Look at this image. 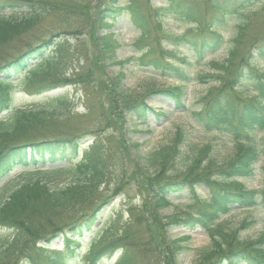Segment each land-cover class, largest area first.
I'll use <instances>...</instances> for the list:
<instances>
[{
    "label": "trees",
    "instance_id": "16d2710c",
    "mask_svg": "<svg viewBox=\"0 0 264 264\" xmlns=\"http://www.w3.org/2000/svg\"><path fill=\"white\" fill-rule=\"evenodd\" d=\"M115 2L0 0V59L14 44L36 37L35 31L46 18L58 23L67 18L78 25L73 27L74 34L86 36L89 45L78 59L64 48L60 35L68 31L61 29L0 64V192L11 173L20 171L25 176L13 189L9 187L3 199L0 193V230L8 231L0 236V264H74L80 260L85 264L105 260H114L113 264H180L178 257L188 250L189 237H170L168 229L173 226L200 229L208 238L194 264H264V232L245 240L238 233L250 223L243 221L235 229L223 219L233 209L264 212V188L246 189L242 183L264 161V137L258 138L264 132V0H162L155 7L150 0H127L125 6H113ZM122 15L139 33L135 44L142 47L139 57L117 62L119 44L111 33H101L111 27L107 19L114 21ZM165 19L193 24L187 33L200 36L198 41L171 39L174 47L183 44L191 51L189 59H180L181 64H200L224 46L225 58L210 61L211 73L193 77L167 62L172 54L160 44V38H166ZM72 56L81 66L66 77L65 67ZM131 60L178 83L151 91L172 98L177 110L184 108L181 84H206V78H211L215 87L207 91L200 110L192 112L190 119L205 133L228 137L232 158L216 164L209 158L211 146L205 145L189 161H182L180 130L166 146L133 157L132 148L140 146L125 141V119L144 123L148 116L156 121L165 116L147 106L140 94L124 91L122 75L106 77L107 64L123 66ZM17 77L19 83L35 84L36 90L67 85L83 88L88 112L96 115L97 124L98 117L107 123L110 127L106 129L116 126L117 141L113 134L106 137L107 146L100 136L83 147L82 137L22 141L46 122L63 120L68 109L65 96L36 108H12L11 87ZM93 78L100 81L98 89L92 88ZM119 152L133 157L132 167L122 161L116 170ZM177 164L181 167L176 168ZM122 176L131 178L140 190V207L126 211L128 221L118 230L109 221L101 236L97 235L102 224L85 244L79 242L76 238L93 230L105 206L126 187L121 185ZM50 182L64 185L52 188ZM198 188L208 190L206 197L196 194ZM184 194L191 203L189 211L161 215L176 206L171 199L182 200ZM67 234L72 237H63L64 251L47 252L55 238ZM82 248L86 251L78 252ZM140 252L147 255L139 259Z\"/></svg>",
    "mask_w": 264,
    "mask_h": 264
},
{
    "label": "rangeland",
    "instance_id": "374dc122",
    "mask_svg": "<svg viewBox=\"0 0 264 264\" xmlns=\"http://www.w3.org/2000/svg\"><path fill=\"white\" fill-rule=\"evenodd\" d=\"M82 3L88 2L89 0H79ZM94 1V0H93ZM113 6H125L127 0H115ZM162 3V0H150V4L155 7ZM4 17H10L9 13H3ZM54 21L51 18H46V20L41 24L35 31V36L33 38H25L19 43L14 44L11 50H6L3 57L0 59V64L6 61H10L17 57L19 54L25 52L29 47L39 44L41 41L48 39L51 34L59 33L58 30L64 29L68 31L67 34L60 35V38L65 40L63 46L64 48L70 49L71 52L75 53L78 57H83L86 53L85 48L89 45L86 43L87 38L84 35L74 34V28L78 25L72 23L71 21L64 19ZM111 27L102 32L101 34L111 33L116 39L119 47L115 53V60L117 62L124 61L127 59H132L139 57L141 55L142 45L135 44L136 38H138L139 33L133 28L129 19L125 16H118L116 20L111 21L107 19ZM193 24H185L179 21L165 19L163 21L162 29L164 30L165 37L160 38V44L162 48L171 53V57L167 58V62L173 63L174 66L181 67L186 72L194 75H207L211 73L210 71V61H219L225 58L226 46H224L216 54L208 57L206 60L202 61L200 64H195L192 67H187L181 64L180 59H189L191 57V51L187 48L188 46H183V44L177 47L173 46L171 39L174 38H184L189 40H199L200 36L188 34L190 29H193ZM169 37L170 39H168ZM228 37V34L226 35ZM24 41V42H23ZM55 39L52 40V42ZM84 44H86L84 46ZM50 48L48 51H51ZM148 49V48H147ZM90 51V49H89ZM73 61L67 64L65 67V76L67 77L72 72L73 68H79L81 63L77 64L75 56H72ZM105 75L108 78H115L122 75L121 85L124 91L128 93H137L142 96L147 106L153 108L158 113H162L165 117L159 121H156L153 116H148L144 123H138L135 121L129 122L125 119L124 122V135L125 141L131 144H137L140 147L138 149H133V157L136 153H142L146 151H152L166 146L171 139L176 130H180L183 136L182 144V161L191 157L198 149L205 145L211 146L210 157L216 164H223L232 158L233 147L228 137H224L218 134L205 133L200 127L195 126L191 119L190 114L192 112L200 110L201 100L207 93V91L215 87V83L211 81V78H206V84H199L196 81L189 83H183L181 86L184 88L185 96L183 98L184 108L182 110H177L175 108L176 103L170 97L163 96L161 94L151 93V91H158L162 89L172 88L178 85V83L171 78H162L158 73L151 71L145 67H139L133 60L128 64L120 66L118 64H107L104 68ZM14 84L11 87L12 91V108L16 109H30L40 107L45 104L46 101H58L62 96L66 97V107L67 115L63 120L48 121L40 129L30 132L28 135L23 137L22 141L29 142L32 140L40 139H59V138H72V137H82L80 140L81 146L87 145L95 137H101L103 139V145L107 146L105 139L110 134H113L114 141H117L118 134L116 133L115 127L111 129H106L107 123L102 122L100 117H98V124L95 114H90L87 110V101L85 97V90L79 86H63L55 89L40 88L35 89V84H30L29 82H18V77L14 79ZM100 86V81L93 78L92 88L98 89ZM88 114V115H87ZM0 115V119H2ZM112 123V122H111ZM110 127V126H108ZM264 137V132L258 135V138ZM133 157L123 155L120 152L116 155L118 159V164L116 165V170L119 169V163L123 161L125 166L132 167ZM135 159V158H134ZM189 158L187 161H189ZM136 160V159H135ZM185 161V162H187ZM136 162H138L136 160ZM184 163V162H183ZM181 167L180 164L176 165ZM254 176L247 181H243V186L246 189L260 190L264 188V161L260 160L255 166ZM124 173V172H123ZM121 181V185H126V187L121 190L120 194L112 199L107 206H105L102 213L99 215L98 221L94 224L93 230L90 233H84L81 238H76L81 242H87L90 237L96 232V229L101 224L103 229L98 231L97 236H101L106 229L109 227L110 222H114V228L118 230L122 224L128 221V216L126 211L130 208L140 207L141 205V195L140 190H137L134 182L131 178H125ZM25 176L22 175L20 171H15L11 173L6 180L1 189L2 199L6 196L10 189L23 182ZM63 182H50L49 187H62ZM206 188H198L196 194L199 197H206ZM185 195V194H184ZM180 198L171 199V203L176 205L173 208L165 209L161 212V215H171L175 211H182V209L188 210L191 208V203H188L187 194ZM80 211V209L78 210ZM78 213V212H77ZM177 214V213H176ZM227 222L228 227L237 229L239 225L246 221L249 226L245 229L240 230L238 233L239 237L245 240H253L257 238L260 234L264 232V212L259 208H254L250 210H237L233 211L223 217ZM110 221V222H109ZM129 223V222H128ZM115 230V231H116ZM142 230V228H141ZM8 231L0 230V236L6 235ZM143 232V230H142ZM168 235L172 238L177 237H189L186 242L188 245L187 251H182L179 255L180 264H194L199 252L202 249H206L208 244V238L200 229L190 230L182 226H173L168 229ZM63 237L71 238L72 234H67L66 236H59L54 240V245L51 250H47L48 253H56L57 251L64 250L65 246L62 245L61 241ZM73 246V242L70 244ZM143 251H147L146 248H142ZM84 248L79 249L78 252H85ZM147 253L140 252L138 254L139 259L146 256ZM114 260L103 261L100 264H113ZM74 264H85L84 260H80Z\"/></svg>",
    "mask_w": 264,
    "mask_h": 264
}]
</instances>
